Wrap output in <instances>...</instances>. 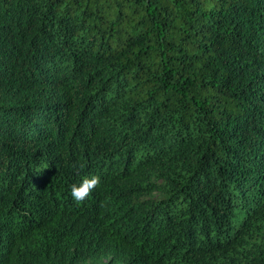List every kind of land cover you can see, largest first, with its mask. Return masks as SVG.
<instances>
[{"label": "trees", "instance_id": "trees-1", "mask_svg": "<svg viewBox=\"0 0 264 264\" xmlns=\"http://www.w3.org/2000/svg\"><path fill=\"white\" fill-rule=\"evenodd\" d=\"M0 264H264V0H0Z\"/></svg>", "mask_w": 264, "mask_h": 264}, {"label": "clouds", "instance_id": "clouds-1", "mask_svg": "<svg viewBox=\"0 0 264 264\" xmlns=\"http://www.w3.org/2000/svg\"><path fill=\"white\" fill-rule=\"evenodd\" d=\"M100 185V177L92 175L84 177L80 183L71 186V196L77 202L81 203L88 199L93 191Z\"/></svg>", "mask_w": 264, "mask_h": 264}]
</instances>
